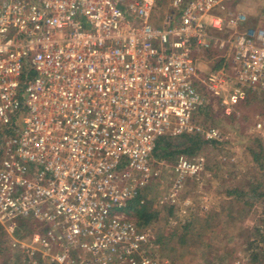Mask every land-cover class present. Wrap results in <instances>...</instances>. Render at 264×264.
Masks as SVG:
<instances>
[{"label":"built area","instance_id":"1","mask_svg":"<svg viewBox=\"0 0 264 264\" xmlns=\"http://www.w3.org/2000/svg\"><path fill=\"white\" fill-rule=\"evenodd\" d=\"M229 1L0 0V228L23 262L168 264L126 207L145 202L161 166L160 206L212 172L201 154L151 158L157 138L222 140L194 112L213 99L237 115L264 96V26L240 29L247 17ZM211 49L219 64L201 72ZM249 130L264 145V113Z\"/></svg>","mask_w":264,"mask_h":264},{"label":"rangeland","instance_id":"2","mask_svg":"<svg viewBox=\"0 0 264 264\" xmlns=\"http://www.w3.org/2000/svg\"><path fill=\"white\" fill-rule=\"evenodd\" d=\"M227 9L246 15L247 21L240 29L244 26H264V0H230ZM219 35L228 38L232 30L225 29ZM222 54L223 51L211 49L199 55L198 68L201 72L216 68ZM211 101L205 110L217 117L220 115L216 111L218 103L213 99ZM259 110L264 113V105L255 104L250 108L241 105L233 119L218 117L221 118L218 124L209 117L198 116L200 121H206V125L218 128L223 138L230 142L224 146L223 152H205L209 157L216 156H212L209 162L211 178L202 176L199 182L187 179L171 211L168 206L157 203L170 182L168 167L161 166L158 178L144 189V203L158 211L157 220L147 225L156 240L153 252L162 261L168 264H249L247 240L255 237L251 232L252 226L260 229L264 226V198L257 200L242 217L239 211L241 202L230 203L232 197L227 196L226 190L237 184L246 186L258 181L259 171L247 153L246 145L250 143L248 138H255L249 127L256 114H262ZM186 198L189 199L187 204ZM183 233L186 234V241L181 242L179 236Z\"/></svg>","mask_w":264,"mask_h":264},{"label":"trees","instance_id":"3","mask_svg":"<svg viewBox=\"0 0 264 264\" xmlns=\"http://www.w3.org/2000/svg\"><path fill=\"white\" fill-rule=\"evenodd\" d=\"M258 104L260 107L264 105V96L251 94L247 100H245L241 105L250 108L253 105ZM240 105V106H241ZM207 107L199 108L194 112L193 118L195 122L206 125V121L202 122L198 119L199 115L209 117V120H213L216 123L221 118L227 117L234 118V114L225 115L220 107L216 111L220 115L212 114V112L205 110ZM239 108V107H238ZM262 110V109H261ZM259 110V111H261ZM263 111V110H262ZM261 111V112H262ZM263 113V112H262ZM218 124V122H217ZM247 138V137H246ZM246 145V151L250 155L254 167L259 171L258 181L253 184L247 183L237 184L226 190L227 196L232 198L229 200L230 203L235 204L241 202L239 208L240 215L246 216L249 208L257 201L264 198V145L262 140L259 138H251ZM230 141L225 140H207L200 133H179L170 134L165 133L159 136L155 142V146L152 150L151 158L159 160L165 159L169 163H173L179 155H184L187 157L195 155H205L206 166L209 169V162L213 159L212 156H207L205 153L208 151L223 152L224 146ZM216 158V156H214ZM169 211H171L173 206H168ZM128 216L133 218V220L140 226L147 225L151 221H156L158 217V211L155 208L148 207L145 203H140V196L132 199L127 205ZM236 216V215H234ZM233 217V216H232ZM24 222L23 220H21ZM20 221V227L16 232V236L22 238L25 237L27 232H30V228ZM253 230V231H251ZM250 231L255 236L252 240H247V249H249V264H261L264 260V226L261 229L258 226H252ZM182 233V232H181ZM186 234H181L179 240L181 242L186 241ZM0 264H26L23 262V256L14 248H10L9 245L3 239V231L0 228ZM37 264H57L56 261L51 259L42 260L40 259Z\"/></svg>","mask_w":264,"mask_h":264}]
</instances>
